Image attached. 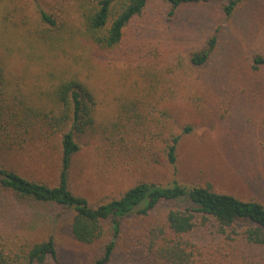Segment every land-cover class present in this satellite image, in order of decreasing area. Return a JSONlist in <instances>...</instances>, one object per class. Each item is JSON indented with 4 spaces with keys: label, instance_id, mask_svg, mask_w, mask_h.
<instances>
[{
    "label": "trees",
    "instance_id": "trees-1",
    "mask_svg": "<svg viewBox=\"0 0 264 264\" xmlns=\"http://www.w3.org/2000/svg\"><path fill=\"white\" fill-rule=\"evenodd\" d=\"M248 1L76 0L77 31L59 25L58 15L43 7L37 9L38 27L27 28L22 22L19 28H26L24 39L40 48L56 52L59 48L65 53L66 43L69 51H88L91 58L95 50L114 52L124 60L132 59L130 62L141 71L144 68L154 80L99 130L95 126L99 102L89 80L79 78L78 70L63 71L48 89L35 93L15 90L0 67V154L51 147L58 161L53 185L31 180L0 161V222L3 199L8 196L11 201L61 209L56 216L71 214L69 229L78 244L99 245L90 264H113L126 217L158 215L147 223L139 241L141 260L125 264H264V204L259 201L217 192L210 185L186 187L172 181L167 186L138 182L93 205L74 193L69 183L73 159L80 151L79 139L89 133H96L94 151L104 159L122 162L160 147L175 172L178 142L190 128L175 132L168 126L170 105L184 98L182 90L188 83L191 89L204 88L205 67L220 52L222 30L217 21L226 22ZM193 7L213 8L219 17L217 24L210 16L206 22L190 15L183 18L182 11ZM193 28L199 32L195 48L183 58L176 56V63L163 65L154 31L174 29L184 37ZM251 61L259 69L264 66V55L253 56ZM176 201L184 202L185 207H162ZM7 208L15 216L13 208ZM18 238L3 244L0 237V264H41L56 255L52 236L32 244Z\"/></svg>",
    "mask_w": 264,
    "mask_h": 264
},
{
    "label": "rangeland",
    "instance_id": "rangeland-1",
    "mask_svg": "<svg viewBox=\"0 0 264 264\" xmlns=\"http://www.w3.org/2000/svg\"><path fill=\"white\" fill-rule=\"evenodd\" d=\"M76 5V0L0 1V67L15 90L35 93L48 89L63 71L78 70L79 78L89 80L99 102L95 126L100 130L130 100L146 91L154 79L144 68L141 71L136 63L130 62L132 59L124 60L114 52L95 50L91 58L88 51H69L66 43L64 53L59 48L58 52L40 48L24 39L26 28L19 27L23 26L22 22L27 28L38 27L39 7L58 15L59 25L77 31L80 23ZM182 15L202 22L209 16L215 23L219 18L213 8L205 7L185 9ZM217 22H221L222 30L220 52L205 67L206 85L191 89L188 83L182 90L184 98L170 105L172 113L168 126L175 132L190 128L178 142L175 172L160 147L141 153L143 155L134 152L138 155L122 162L104 159L94 151L98 140L94 138L96 133H89L79 139L80 151L69 173L74 193L95 205L118 196L138 182L167 186L176 181L186 187L210 185L214 191L264 204V66L255 70L251 61L253 56L264 55V0H249L240 5L229 20ZM153 40L160 48L161 63L167 66L176 63V56L183 58L195 48L199 32L193 28L190 35L183 37L174 29H158L154 31ZM154 114L158 116L157 112ZM0 161L31 180L48 185L56 182L58 161L51 147L0 154ZM10 197L3 199L1 206L3 244L15 241L16 235L20 242L30 244L52 236L56 255L41 264L91 263L99 245L85 247L73 239L69 212L56 216L62 213L61 209L20 199L11 201ZM7 207L13 208L15 216L9 215ZM162 207L182 208L185 204L176 201ZM157 217H126L117 239L113 264L141 260L139 241L147 223Z\"/></svg>",
    "mask_w": 264,
    "mask_h": 264
}]
</instances>
